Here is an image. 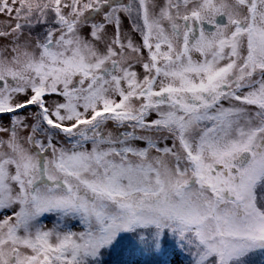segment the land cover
Wrapping results in <instances>:
<instances>
[{
    "label": "snow or ice",
    "instance_id": "obj_1",
    "mask_svg": "<svg viewBox=\"0 0 264 264\" xmlns=\"http://www.w3.org/2000/svg\"><path fill=\"white\" fill-rule=\"evenodd\" d=\"M0 264H264V0H0Z\"/></svg>",
    "mask_w": 264,
    "mask_h": 264
},
{
    "label": "rangeland",
    "instance_id": "obj_2",
    "mask_svg": "<svg viewBox=\"0 0 264 264\" xmlns=\"http://www.w3.org/2000/svg\"><path fill=\"white\" fill-rule=\"evenodd\" d=\"M48 223H49V226H51V223H50V221H49Z\"/></svg>",
    "mask_w": 264,
    "mask_h": 264
}]
</instances>
